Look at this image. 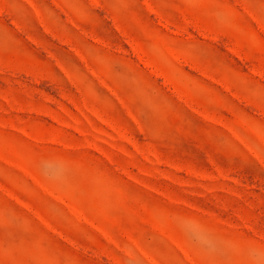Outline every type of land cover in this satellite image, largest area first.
Segmentation results:
<instances>
[{
    "label": "rangeland",
    "instance_id": "374dc122",
    "mask_svg": "<svg viewBox=\"0 0 264 264\" xmlns=\"http://www.w3.org/2000/svg\"><path fill=\"white\" fill-rule=\"evenodd\" d=\"M0 264H264V0H0Z\"/></svg>",
    "mask_w": 264,
    "mask_h": 264
}]
</instances>
